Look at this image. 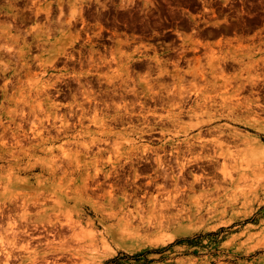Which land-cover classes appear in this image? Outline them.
I'll list each match as a JSON object with an SVG mask.
<instances>
[{
  "label": "rangeland",
  "instance_id": "rangeland-1",
  "mask_svg": "<svg viewBox=\"0 0 264 264\" xmlns=\"http://www.w3.org/2000/svg\"><path fill=\"white\" fill-rule=\"evenodd\" d=\"M57 1L42 0L46 19L29 0H0L20 34L0 48V264H264V0H62V22ZM157 155L179 177L173 161L186 162L189 211L161 227L146 200L164 184H147ZM124 195L128 208L141 197L152 227H128ZM104 238L110 251L72 257Z\"/></svg>",
  "mask_w": 264,
  "mask_h": 264
},
{
  "label": "bare ground",
  "instance_id": "bare-ground-1",
  "mask_svg": "<svg viewBox=\"0 0 264 264\" xmlns=\"http://www.w3.org/2000/svg\"><path fill=\"white\" fill-rule=\"evenodd\" d=\"M20 1H23L24 2V0H20ZM31 1V3L30 4H32V6H34L35 7V14H34V17L36 16L37 18H38V16L39 15H41V13L44 15V13H45V18L46 19H50L49 18V16H50V14H51V7L50 6H52L51 5V3H48L46 6H44L43 5V2H42V0H29V2ZM132 1V0H131ZM7 2V1H6ZM52 2V1H51ZM65 2H66V0H65ZM80 3V2H79ZM78 3V4H79ZM2 4V3H1ZM24 4H25V2H24ZM63 1L62 0H58L57 1V7H58V9H59V18H58V16H57V19H59V21L60 22H62V20L63 19H65V18H62V14H64L63 13ZM68 3L66 2V5H67ZM2 5H4V4H2ZM81 6H82V4H80ZM79 5V6H80ZM65 6V5H64ZM69 6V5H68ZM68 6H66V7H68ZM80 6V7H81ZM29 7H30V5H29ZM53 7H54V5H53ZM13 8H14V6L11 4V2H9V5L8 6H6L5 7V13L4 12H2L1 10H0V38H4V40H6V39H11L12 40V43L11 44H7V43H4V44H2L1 46H0V48L1 49H4L7 53L8 52H11L13 49H14V46H15V44L16 43H18V41L20 40V34L19 33H17V34H14L13 32H12V30H13V28H12V26H11V24L12 23H10V24H6V22H8V21H6V20H8V19H6V16H9L10 14H13ZM17 8V7H16ZM22 7H20V9H21ZM69 8H71V7H69ZM74 8V7H73ZM23 9H24V7H23ZM26 9H24V11H25ZM28 10V9H27ZM26 10V11H27ZM32 10V9H31ZM52 10H53V8H52ZM70 10V9H69ZM21 11H23V10H21ZM23 11V12H24ZM54 11V10H53ZM66 11V10H65ZM72 11V10H71ZM75 11V10H74ZM31 12H33V10L31 11ZM68 12H70V11H68ZM26 13V12H25ZM55 13H56V11H55ZM66 13V12H65ZM17 14V13H16ZM15 13L13 14V16H14V22H15V20H16V17H17V15H16ZM53 14V13H52ZM69 14V13H68ZM76 14H77V11H76ZM82 14V13H81ZM80 15V14H79ZM4 17L5 16V19H1V17ZM65 17H68V15L67 14H65L64 15ZM63 16V17H64ZM69 18H67L68 20H67V24H69V25H71V26H73L74 25V22H73V20H75L76 19V15H75V13H73L72 14V16L69 14ZM2 17V18H3ZM43 17V18H44ZM36 19V18H35ZM41 19H42V17H41ZM82 20H83V18H82ZM11 21V20H10ZM38 23V22H37ZM41 23V22H40ZM83 23H84V21H83ZM16 25V24H15ZM45 26V25H44ZM49 26V25H48ZM13 27H14V24H13ZM46 27V26H45ZM62 27V26H61ZM14 28H16V27H14ZM35 28H37V27H35ZM42 28V27H41ZM48 29H49V27H48ZM39 30V29H38ZM21 31V30H20ZM26 31V30H25ZM28 32V31H27ZM29 33V32H28ZM27 33V34H28ZM31 33H32V31H31ZM30 34V33H29ZM35 38H37L39 41H42V42H44V38L40 35V34H37V35H35L34 36V38L33 39H35ZM80 37H79V32H78V34H76V35H74V36H72V40H77V39H79ZM111 39H112V37H111ZM37 40V41H38ZM27 41V38L26 37H24V39H23V42H26ZM219 44H220V42H219ZM58 53H61V52H58ZM10 54V53H9ZM20 54L22 55V53L20 52ZM215 56V55H214ZM213 56V57H214ZM196 58H199V57H196ZM196 58H195V61H196ZM199 60V59H198ZM4 64V63H3ZM5 67H4V69H6L7 68V66H8V63L7 64H5L4 65ZM221 66V65H220ZM203 75V74H202ZM203 77V76H202ZM31 83V82H30ZM85 110V109H84ZM34 111V110H33ZM71 111V110H70ZM69 114V113H68ZM77 114V113H76ZM79 114V113H78ZM141 114V113H140ZM59 115V114H58ZM75 115V114H74ZM155 115V114H154ZM49 116V115H48ZM78 116V115H77ZM55 117L57 118L58 116H56L55 115ZM68 117V116H67ZM85 117V116H84ZM1 119V118H0ZM39 118H37V120H38ZM62 120V119H61ZM79 120V119H78ZM2 121V120H1ZM48 121V120H47ZM3 122V121H2ZM66 122V121H65ZM69 122V121H68ZM38 123V122H37ZM53 123V122H52ZM55 123V122H54ZM62 123V122H61ZM71 123V122H70ZM21 125V124H20ZM71 125V124H70ZM82 125V124H81ZM5 127V126H4ZM3 127V128H4ZM21 127V126H20ZM66 127V126H65ZM59 128V127H58ZM67 128V127H66ZM65 128V129H66ZM11 129V128H10ZM57 129V128H56ZM61 129H63V127L61 128ZM61 129L59 130V131H61ZM1 131V130H0ZM6 131V130H5ZM3 132V131H2ZM63 132V131H62ZM7 133V132H6ZM5 135V134H4ZM98 139V138H97ZM71 140V139H70ZM74 140H76V139H74ZM73 140V141H74ZM69 141V140H68ZM67 141V142H68ZM72 141V140H71ZM85 141V140H84ZM84 141H82V143L84 142ZM95 141V140H94ZM70 142V141H69ZM79 142V141H78ZM85 142H87V141H85ZM102 142V141H101ZM80 143V142H79ZM71 144V143H70ZM84 144V143H83ZM90 144H92L91 142H90ZM218 144L220 145L221 144V141L219 140V142H218ZM63 145V144H62ZM85 146H86V144H84ZM81 146V145H80ZM87 147V146H86ZM148 147V146H147ZM89 148V147H88ZM144 148H146V147H144ZM65 149V148H64ZM138 149V148H137ZM147 149V148H146ZM63 150V149H62ZM71 150V149H70ZM100 149H98V151H99ZM144 150V149H143ZM148 150V149H147ZM171 151V150H170ZM63 152V151H62ZM145 152V151H144ZM79 153V152H78ZM170 153V152H169ZM58 154V153H57ZM52 155V154H51ZM64 155H66V154H64ZM60 156V155H59ZM60 157H62V156H60ZM64 157V156H63ZM58 157H56V159H57ZM67 158V157H66ZM64 159V158H63ZM169 160L171 159V158H168ZM96 160V159H95ZM167 160V159H166ZM165 159H163L162 157H161V155H157L155 158H154V163H155V167H153V166H151V167H153V168H148V169H154V172H155V176L154 177H151V179L152 180H158V179H160L161 178V180H164V184H166V182H169L168 181V179H171L172 181L174 180V182H175V184H174V192L172 193L171 192V189L170 190H167V188L165 187V186H163L164 184L163 183H158V185L161 187V189L157 192V194H150L149 195V197H147L146 198V200L148 199V202H149V204L151 205V207H152V210L153 209H155L156 207H157V209H155L154 211H156L157 213V217H158V219H157V221H155V225L157 226V227H161L162 226V222L165 220V219H167V221H174V219L176 218L177 219V216H184L182 213H184L183 211H188V206H186V202H185V200H184V197H183V194L186 192L185 190H186V188H185V186H183V187H181L180 185H179V178H181L182 177V174H183V171L185 170V168H186V162H184V161H182V159H180L179 158V156L178 157H176V159L173 161V162H176V164H177V166L179 167L178 168V170H179V175L181 176V177H179V176H177L176 174H174V172H173V170H174V167H173V165L171 164V162H169V160H167L166 161ZM54 161H55V159H54ZM53 161V158H52V162H54ZM61 161V160H60ZM59 161V162H60ZM98 161V160H97ZM99 161H100V159H99ZM147 161V160H146ZM189 161H191V160H189L188 159V163H189ZM58 162V163H59ZM153 162V161H152ZM57 163V162H56ZM188 163H187V165H188ZM50 164V163H49ZM151 164V163H150ZM53 165V164H52ZM57 166H61V165H59V164H57ZM146 167V166H145ZM160 168H162L163 170H164V172L162 171V170H160ZM147 169V168H146ZM52 171V170H51ZM67 171V170H66ZM160 171H162V173H160ZM96 173L94 174V176H98V174H99V172H100V170L99 169H97L96 171H95ZM101 173V172H100ZM88 174V173H87ZM139 174V173H138ZM137 174V176H139ZM109 176V171H108V173H105V177L107 178ZM136 176V177H137ZM141 176V175H140ZM245 176V175H244ZM135 177V178H136ZM89 178V177H88ZM183 178V177H182ZM202 174H195L194 175V178H193V181H192V188H193V184L194 183H196L197 181H201L202 180ZM90 179H91V177H90ZM93 179H95L94 177H93ZM87 180V179H86ZM152 180H150V182H152ZM88 181V180H87ZM171 181V182H172ZM96 182V181H95ZM150 182H149V184H150ZM85 183H88V182H86L85 181ZM102 184L103 183H101L100 182V180L99 179H97V185H98V187H100V186H102ZM109 184V183H108ZM148 184V183H147ZM168 184V183H167ZM106 185V184H105ZM185 185V184H184ZM84 186V185H83ZM110 186H112L111 185V182H110ZM187 186V185H186ZM6 187V186H5ZM168 187H169V184H168ZM68 188V187H67ZM67 188H66V190H67ZM85 188V186L83 187V189ZM88 188V187H87ZM216 188H219V185H218V187H216ZM169 189V188H168ZM189 189V188H188ZM187 189V190H188ZM194 190V189H193ZM27 192H28V190H26ZM113 189H111V190H107V192H106V194L111 198L112 197V194H113ZM146 191V190H145ZM126 193H127V191H126ZM145 192H143V194H141V195H143V199H144V197L147 195H145L144 194ZM148 193H150V192H148ZM152 193V192H151ZM14 194V193H13ZM39 194V193H38ZM130 193H128V195H129ZM133 194H135V193H132V194H130L131 196L133 195ZM15 195V194H14ZM17 195V194H16ZM16 195H15V197H16ZM41 195H42V193H41ZM103 195V194H102ZM129 195V196H130ZM145 195V196H144ZM48 196H50V195H48ZM104 196V195H103ZM14 197V196H13ZM34 197H36V196H34ZM52 197H53V195H52ZM142 197V196H141ZM140 197V198H141ZM19 198H20V196H19ZM26 198V197H25ZM44 198V197H43ZM46 198H47V196H46ZM97 198V197H96ZM130 198L131 197H129V199H128V196H126V195H124V197H123V200H118V206L120 207V210H119V213L120 212H122V214H123V217H124V220H125V223L128 225V227H130L131 225H133V221L135 220L136 221V219H138L139 221H140V223H142V224H150V227H152L153 225H151V222L152 221H150L151 220V218L154 216V214H153V216H151V218H150V216L148 217V219L150 218V220H145V218H144V214L143 213H145V212H141V208H144V206H142L143 204H141V202H142V200L140 201V198H138V197H136L135 199L137 200L136 202H133V204L135 205L134 206V208H128V203L129 202H131V200L132 199H134L133 197H132V199L130 200ZM11 199V198H10ZM32 199V198H31ZM49 199V198H48ZM53 199V198H52ZM58 199V198H57ZM113 199V198H112ZM35 200H36V198H35ZM31 201V200H30ZM54 201H57V200H54ZM96 201V200H95ZM114 201V200H113ZM32 202V201H31ZM37 202V201H36ZM36 202H32V203H36ZM39 202V201H38ZM45 201H43V203H44ZM94 202V201H93ZM201 202V201H200ZM22 203H23V201H22ZM24 203H25V200H24ZM41 203H42V199H41ZM46 203V202H45ZM143 203V202H142ZM195 203H197V202H195ZM130 204V203H129ZM42 205V204H41ZM100 205V204H99ZM113 205H114V203H113ZM26 203L24 204V208H26ZM44 206H45V204H44ZM98 206V205H97ZM200 206V204L198 205V207ZM1 207V206H0ZM94 207V206H93ZM131 207V206H130ZM24 208H22L23 210H24ZM191 208V207H190ZM21 209V210H22ZM173 209H176V212L174 213V214H172L171 213V210H173ZM204 209V208H203ZM26 210V209H25ZM117 210V212H118V209H116ZM112 212H114L113 210H111ZM110 211V212H111ZM146 211V210H145ZM196 211H198L199 212V210H196ZM51 212V211H50ZM111 212V213H112ZM150 212H153V211H151L150 210ZM195 212V211H194ZM21 213H22V211H21ZM115 213V212H114ZM169 213V214H168ZM189 213V211L187 212V214ZM201 213V212H200ZM121 213H120V216L122 215ZM23 215H24V213H23ZM56 215V214H55ZM110 215V214H109ZM112 215V214H111ZM199 215V214H198ZM188 217H189V215H187ZM25 217V216H24ZM56 217L58 218L59 216H57L56 215ZM61 217V216H60ZM111 217V216H110ZM122 217V216H121ZM155 217H156V215H155ZM154 217V218H155ZM49 218H51V217H49ZM185 218V217H184ZM190 218V217H189ZM153 220H155V219H153ZM163 220V221H162ZM135 221H134V223H135ZM48 222V221H47ZM61 222V221H60ZM13 223V222H12ZM15 223V222H14ZM17 223V222H16ZM70 223V222H69ZM68 223V224H69ZM137 223V222H136ZM169 223V222H168ZM54 224V223H53ZM153 224H154V221H153ZM164 224V223H163ZM15 225V224H14ZM49 225H50V223H49ZM62 226V225H61ZM82 226V225H81ZM90 226V225H89ZM142 226V225H141ZM144 227V226H143ZM149 228V227H148ZM147 228V229H148ZM134 229V232L136 231V232H138V229L139 228H133ZM141 229V228H140ZM130 230V229H129ZM129 230H128V235L130 234V235H134V234H131V233H129ZM124 231H127V229H125L124 228V230H123V233H125ZM122 232V231H121ZM131 232V231H130ZM29 233V232H28ZM48 233L49 234H51V235H55V232L53 233V231H48ZM63 234V233H62ZM14 236H16V235H14ZM80 237V236H79ZM81 238V237H80ZM47 240L48 241H50V239L47 237ZM77 240H78V237H77ZM79 240H81V239H79ZM51 241H52V239H51ZM50 241V242H51ZM12 242H13V240H12ZM79 242V241H78ZM11 243V242H10ZM48 243V242H47ZM103 247L102 246H98V248H97V246L96 245H94V244H92V243H89V242H87L86 243V241L85 242H83L82 244H81V246H82V248H79V247H77V248H75L74 249V251H71L72 252V257H75V256H78V255H80L81 253L79 252L81 249H83V250H85V251H98V250H102L103 252H108V251H110V248L112 247V246H110L109 244H108V240L106 239V238H104L103 239ZM12 246V245H11ZM51 248V247H50ZM52 249V248H51ZM5 252H7L6 250H4ZM12 251V250H11ZM10 251V252H11ZM51 251V250H50ZM1 253L3 252V250H1L0 251ZM10 252H7V257H9L11 254H10ZM14 253V252H13ZM50 253V252H49ZM55 253V252H54ZM12 256V255H11ZM5 257H6V255H5ZM15 257V256H14ZM66 257H68V256H66ZM56 260V259H55ZM54 262V261H53ZM56 263V262H55ZM64 264H66V262L64 263Z\"/></svg>",
  "mask_w": 264,
  "mask_h": 264
},
{
  "label": "flooded vegetation",
  "instance_id": "flooded-vegetation-1",
  "mask_svg": "<svg viewBox=\"0 0 264 264\" xmlns=\"http://www.w3.org/2000/svg\"><path fill=\"white\" fill-rule=\"evenodd\" d=\"M204 10L206 11V12H208L206 15V18L205 17H203V19H202V22H205L204 24V26L205 27H208V26H210V25H212V23L214 22V20H210V19H208V17L209 16H215L216 15V12H213V10L211 9V8H204ZM237 13H239L238 11H236L234 8L233 9H228L227 11H225L224 13H223V15L225 16V15H231L230 16V21H232V20H235V18H233V15L234 14H237ZM222 27H224V26H222ZM160 41H157V43H159ZM150 180H152V179H150ZM150 180L147 182L148 184H149V182H150ZM153 181V180H152ZM155 181V180H154ZM112 185V184H111ZM157 185H158V183H157ZM139 188V187H138ZM148 191H150V190H144L143 192H148ZM137 189H135L134 190V193L136 194V196L138 195L137 194ZM143 192H142V194H143ZM144 193V194H145ZM142 196V198H143V195H141ZM145 196V195H144ZM146 197V196H145ZM139 198V197H138Z\"/></svg>",
  "mask_w": 264,
  "mask_h": 264
}]
</instances>
